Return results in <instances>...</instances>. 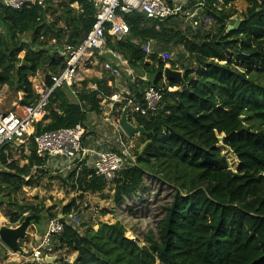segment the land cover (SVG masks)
I'll return each mask as SVG.
<instances>
[{
	"label": "trees",
	"instance_id": "trees-1",
	"mask_svg": "<svg viewBox=\"0 0 264 264\" xmlns=\"http://www.w3.org/2000/svg\"><path fill=\"white\" fill-rule=\"evenodd\" d=\"M236 1L190 2L215 21L216 30L192 34L171 26L174 16L154 21L129 13L124 18L130 34L114 39L108 34V48L150 77L148 82L140 80V92L132 88L129 93L134 104L144 103L148 84L164 95L155 114L132 115L129 110V121L134 118L147 134L134 163L112 182L115 201L121 204L137 196L147 177L170 186L174 194L158 237L149 231L139 240L120 221L100 222L98 229L88 225L84 234L66 225L58 248L77 256L73 261L60 257L52 264H264V0H246L240 27L229 30ZM95 13L94 0H44L21 9L0 4V92L8 86L23 94L21 105L35 104L40 94L31 78L41 70L58 75L66 68L60 52L66 45L76 48L82 43ZM154 40L181 45L194 59L183 82L165 79L169 59L144 47ZM96 57L106 61L113 56L97 51ZM105 74L84 80L79 101L67 86L57 87L46 114L33 123L29 150L21 158H13V143L0 147V163L6 167L0 168V208L8 203L5 216L12 224L45 210L44 205L18 201L19 192L32 183L33 168L43 171L45 165L35 136L78 124L87 129L91 114L103 112L102 94L111 97V89L118 87L116 76ZM89 82L96 88H87ZM46 85L53 86L51 75ZM125 107H130L127 102H117L114 114L121 116ZM222 135V144L238 158L237 172L219 148ZM21 161L27 163L20 166ZM69 178L73 189L82 192H103L110 184L86 166L73 170ZM76 201L64 206L63 213L72 211Z\"/></svg>",
	"mask_w": 264,
	"mask_h": 264
},
{
	"label": "rangeland",
	"instance_id": "rangeland-1",
	"mask_svg": "<svg viewBox=\"0 0 264 264\" xmlns=\"http://www.w3.org/2000/svg\"><path fill=\"white\" fill-rule=\"evenodd\" d=\"M190 2L181 13L174 16L169 24L173 27L178 26L182 31H189L192 34H196L200 29H202V33L209 30H216L217 26L215 21L209 17L203 9L192 7V3ZM73 6L78 7L79 5L76 3ZM247 7L248 3L246 0H237L233 4V10L235 12L231 20L241 21ZM1 31L2 28H0V32ZM21 38L26 39L27 36H21ZM144 47L150 53L156 52L168 58V66L177 68L176 71L181 72L183 76L186 68L195 63L194 59L189 56L181 45H175L173 43L167 45L154 40L144 44ZM60 55L62 54L60 53ZM23 56L24 53H21L20 57ZM112 56L113 57L108 58L106 61H100L99 58L96 57V54H93L90 60L85 59L81 64H78L77 82L79 87L77 88H83V82L86 79H92L94 77L102 78L106 76L105 63L109 60H117L120 62L121 75L116 77V84L118 87L115 90L111 89V94L114 92H121L122 95L129 96L132 88L140 92L142 86L140 80H150L147 72H144L142 69L136 70L118 53L112 54ZM50 75L53 74L47 72V70H41L36 77L31 78L36 84L39 94L43 92L46 79ZM108 75L110 76V74ZM91 85L95 87V84L89 82L87 88H92ZM3 89L5 101L8 105L7 107H11L13 101L19 99L20 95L19 93H15L8 86H5ZM18 102L20 104V101ZM115 105L116 103L111 99L102 101L103 112L100 115H95L94 122L90 120L89 127L85 132V142L87 144H97L103 151H116L130 154L133 156V159H135L136 153L145 145V134L137 133L134 137H128L119 125V120L122 115L114 114L116 109ZM126 108L127 107L123 109V112ZM132 109V106L128 108L133 115ZM130 122L138 124L134 118ZM30 144V140L23 141L21 139L12 144L13 158H21L23 152H28ZM222 146L224 147L220 141L219 148L221 152L223 151ZM222 153L224 154V152ZM232 153L234 154L233 151ZM225 156L228 159L230 168L234 172H237L240 165L239 161L230 160L227 155ZM26 163L27 161H21L19 164L20 166H24ZM63 166H65V164L61 160L59 163L54 162L45 167L46 169L48 168L47 171H39L37 166L33 168L31 172L33 178L32 183L25 186L23 191L19 192L18 201L20 204L25 205H44L45 210L40 213V223L32 224L28 229L27 237L20 242L25 252H14L0 240V246H2L0 248L3 250L0 251V264H5L4 261L11 257H13V259L16 258L13 262L15 264H29L34 262L33 254L38 244L37 237L45 234L49 220L62 215L64 206L71 203L74 198H76L77 201L73 209L76 210L77 217L71 224L81 234H84L88 229V225H92L95 229H98L100 222L115 223L116 221H120L130 228L139 240H142L143 235L149 231H152L156 237L159 236V223L164 217L165 208L172 201L174 194V190L170 186L161 184L157 179L147 177L144 188L137 196L126 198L123 203L118 204L114 198L115 185L113 183H110L103 192L92 193L75 190L69 178V175L74 169H65ZM0 168L6 167L2 165ZM62 169L63 171H61ZM8 199L9 198L6 197V200ZM7 208V202L0 208V217L4 219L0 221V228L3 225L17 227L18 225L12 224L9 218L5 216ZM51 214H56V216L51 217ZM56 245L57 249L55 256L58 258L65 257L69 261H73L76 258L77 252L70 251L66 248H58V243ZM4 252L7 255L5 259L3 258Z\"/></svg>",
	"mask_w": 264,
	"mask_h": 264
},
{
	"label": "built area",
	"instance_id": "built-area-1",
	"mask_svg": "<svg viewBox=\"0 0 264 264\" xmlns=\"http://www.w3.org/2000/svg\"><path fill=\"white\" fill-rule=\"evenodd\" d=\"M187 1L192 0H94L96 13L93 27L78 47L64 46L60 53L66 58L67 66L60 74L51 75L53 86L49 88L46 85L40 93V98L32 105L15 104L11 108H6L0 102V147L5 143L14 144L20 139L30 140L34 132L33 123L46 114L50 96L57 87L67 86L72 91L73 98L79 101L78 64L85 59L90 60L97 51L101 54L105 52L115 54L107 46L108 34L114 38H124L130 34V26L125 21L124 15L138 13L144 15L147 20L162 21L181 13L188 5ZM42 3L44 0H0L1 5L11 9H21ZM105 70L116 77L120 76V62L107 61ZM95 88L96 86H92L89 89ZM143 94L142 105H135L129 96L122 95L121 92H115L111 97L102 94V98L103 101L111 99L115 103L127 102L128 106L133 107V111H139L142 115L157 113L162 107L164 96L162 91L155 85L148 84ZM85 132V127L78 124L35 136L37 154L45 160L42 168L62 160L67 169L79 172L83 166H86L95 170L96 175L106 182L112 183L122 170L134 163L135 159L130 154L103 151L97 144H87ZM76 217L77 212L73 209L67 214L63 213L49 220L45 234L37 239L38 244L33 254L34 262L55 256L58 236L63 233L66 225H72Z\"/></svg>",
	"mask_w": 264,
	"mask_h": 264
},
{
	"label": "water",
	"instance_id": "water-1",
	"mask_svg": "<svg viewBox=\"0 0 264 264\" xmlns=\"http://www.w3.org/2000/svg\"><path fill=\"white\" fill-rule=\"evenodd\" d=\"M241 25L240 20H232L230 23L229 30L237 29ZM165 78L168 79H177L180 82H183V75L181 72L173 70L168 67L165 71ZM119 125L124 133L128 137H134L135 134H147L145 128L140 124H133L129 121V110L126 108L122 114L121 119L119 120ZM224 136L219 137L220 141L224 142ZM41 221L40 214H29L26 216L25 220L18 225L17 227H11L7 225H3L0 228V240L3 244H5L9 249L14 252H25L24 248L21 246L20 242L22 239L27 237L28 229L32 224H38ZM59 258L57 256L54 257H46L45 259H39L37 262H31L29 264H52Z\"/></svg>",
	"mask_w": 264,
	"mask_h": 264
},
{
	"label": "crops",
	"instance_id": "crops-1",
	"mask_svg": "<svg viewBox=\"0 0 264 264\" xmlns=\"http://www.w3.org/2000/svg\"><path fill=\"white\" fill-rule=\"evenodd\" d=\"M92 86V85H91ZM46 87V84H45V86L43 87V88H45ZM19 95H20V98L19 99H17V100H15V101H13V103H12V105H11V107L13 106V105H15V104H18L19 105V102L18 101H21L22 100V94L21 93H19ZM130 97V96H129ZM0 102H2L4 105H5V107L6 108H11V107H7L8 105H7V103H6V101H5V97H4V89H2V91L0 92ZM95 115L96 114H91V120H92V122H94L93 120H94V117H95ZM60 161H58L57 163H59ZM65 164V163H64ZM2 166V165H1ZM63 167H66L65 169H67V166H66V164H65V166H63ZM48 170V168L46 169V168H44L43 169V171H47ZM50 171V170H49ZM61 171H63V169L61 170ZM53 173H55V172H53ZM11 227H13V226H11ZM41 237V236H40ZM40 237H37V239H39ZM0 247H2V246H0ZM25 250V249H24ZM0 251H3L2 250V248H0ZM5 257H7V255H6V253L4 252V254H3V258L5 259ZM14 259H16V258H14ZM14 259H13V257H11V258H9L8 260H5L4 262H5V264L6 263H9V264H15V263H13L14 262ZM3 264V263H2Z\"/></svg>",
	"mask_w": 264,
	"mask_h": 264
},
{
	"label": "bare ground",
	"instance_id": "bare-ground-1",
	"mask_svg": "<svg viewBox=\"0 0 264 264\" xmlns=\"http://www.w3.org/2000/svg\"><path fill=\"white\" fill-rule=\"evenodd\" d=\"M220 137H224V135H222V136H220ZM222 152H224V155H227L228 156V158L231 160H235V161H237V158H236V156L232 153V151L228 148V147H226V146H222Z\"/></svg>",
	"mask_w": 264,
	"mask_h": 264
}]
</instances>
